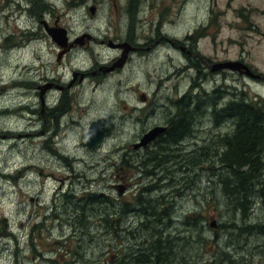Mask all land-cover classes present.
<instances>
[{
  "label": "rangeland",
  "instance_id": "374dc122",
  "mask_svg": "<svg viewBox=\"0 0 264 264\" xmlns=\"http://www.w3.org/2000/svg\"><path fill=\"white\" fill-rule=\"evenodd\" d=\"M247 5L261 1L0 0V264H136L142 256L131 262L128 256L145 246V253L159 247L166 264H264V175L244 214L232 216L221 190L213 191L224 170L213 163L212 150L233 122L224 115L215 125L208 97L198 98L210 85L200 84L189 65L198 50L219 60L241 53L264 75V38L247 29L241 16ZM41 13L47 24L57 18L68 29L75 42L70 50L51 40L37 22ZM251 17L263 27V16ZM208 22L196 47L186 41L187 56L185 36H196L194 28ZM128 41L136 49L127 47L123 64L107 70L123 50L108 43ZM215 83L219 102L237 92L264 107V78L225 69ZM184 92L191 98L186 140L135 149ZM100 116L108 118V129L97 147L87 148L79 137ZM137 196L147 211V201L162 196L159 207L170 223L149 217L142 225L145 217L129 213ZM109 199L123 206H115L117 236V226L107 224L113 217L105 218L114 209Z\"/></svg>",
  "mask_w": 264,
  "mask_h": 264
},
{
  "label": "trees",
  "instance_id": "16d2710c",
  "mask_svg": "<svg viewBox=\"0 0 264 264\" xmlns=\"http://www.w3.org/2000/svg\"><path fill=\"white\" fill-rule=\"evenodd\" d=\"M190 99L191 98L188 99L187 106L190 104ZM234 102V106L231 104L224 105L213 114L214 121L218 126H220L219 123L221 124L225 121L223 116L226 115V119L233 122V129L230 132H225L216 136L217 138L215 141L218 143L214 145L212 154L213 156L214 154H217L218 156L216 160H213V163L216 161V163L220 165V168L224 170V173L219 176L220 182L218 181L217 189L213 188V191L220 192L221 190V194L225 198L224 200L228 202V209L230 208L231 215L235 217L238 212H241V215H243L244 208L249 206V203L253 201V197L256 194V185H258L259 180H261L264 175V162L261 157L264 153V107L259 103L252 104L250 101H246L249 104L244 103V98H240V100L236 99ZM196 110L199 111V106ZM178 113L179 117L177 116V127H172L171 125V128L166 135L167 147L170 144L185 141L186 136L189 134L191 119L190 117H187L188 110L186 109V112L185 110H179ZM221 115L222 120L219 119L221 118ZM180 121L182 122L180 123ZM219 148L220 150L218 151ZM211 149L209 147V150ZM200 150L203 152L204 148L201 147ZM124 162L127 163L128 166L131 165L129 159H124ZM119 168L120 166H117L118 170ZM119 173H121V171ZM144 189H146L145 192L147 193L148 187ZM91 195L94 197L100 196L88 193L85 196ZM162 199V196H159L155 199L147 201L150 206V211H147L143 208H146V206L142 204L141 197L137 196L134 198V202H132L134 206H131L129 213L139 212L143 217H145L141 220L142 225L149 219V217L153 219L155 224H157L156 221L163 219L166 220L167 218V222L164 224L165 226L170 223L171 218H168L169 214L164 211V206L159 207ZM109 200L110 202L108 205L114 204L112 199ZM152 202L155 203L153 204ZM117 205H121V207H123L121 203H118ZM117 205L114 204V209L109 210L108 215H105V218H108V216L113 217V220H108L107 224L117 226V228L113 231L114 236L118 235V226L120 225V216L118 215L119 213L115 207ZM200 216L201 214L198 212L197 218L192 219L195 222H198ZM105 218L104 220H106ZM188 222L189 221H186V223ZM211 227L215 228V225ZM145 228L146 227L142 228L143 231ZM128 232H130V230H128ZM215 233H213V235ZM153 234H156L159 237L161 236L159 233L157 234L156 231H154ZM159 241L160 238L155 240L151 245H154ZM145 242H147L146 235L144 236V243ZM142 249H140L138 253H133L131 256L129 255L127 260L130 258L129 262H131L133 257L137 258L136 256H142L141 258H137V261L135 262L136 264H166L162 260H159L160 255H163L159 247H156L154 251L151 250L148 253L144 252L146 246ZM166 249V254H168V256H172L170 255L171 251L169 253L168 248ZM55 253L57 254V252ZM118 256L119 254H116L115 258H118ZM121 257L124 258L123 255ZM48 259L50 258H47V261L49 262L53 261L52 259ZM55 261L57 260L55 259Z\"/></svg>",
  "mask_w": 264,
  "mask_h": 264
},
{
  "label": "flooded vegetation",
  "instance_id": "af4514ba",
  "mask_svg": "<svg viewBox=\"0 0 264 264\" xmlns=\"http://www.w3.org/2000/svg\"><path fill=\"white\" fill-rule=\"evenodd\" d=\"M261 1V6H252V5H247V6H244L243 8V11L241 13V16L243 17L244 19V22L247 24V29H254V30H257L258 31V34L264 38V25L263 27L261 26V28L258 26L257 22L254 21V19L251 17V15H260V16H263L264 17V0H260ZM17 3V1H16ZM7 5L10 4V2L6 3ZM5 4V6H7ZM22 6H20V8H17L20 12H25L27 11V9H23L21 8ZM94 8L95 6H89L88 7V10L90 12H93L94 13ZM44 9V6L43 4L38 6V10L39 12L41 10ZM92 10V11H91ZM138 9L136 10V13H137ZM28 12V15H33L34 13L36 12H32V11H27ZM39 12L37 14H39ZM39 17H41L37 22H40L43 26V29L45 31V28H48L49 31H52V29H55V28H58V27H62L60 26L57 21L58 19L55 18L51 23H46V20L44 19V15L43 13H41L39 15ZM49 21V20H47ZM211 25L210 22H208L207 24L203 25V24H199L197 25L194 29L195 31H197L198 29H200L199 33L196 34V36H193L192 34L189 36V35H186L185 36V39H184V43H181V51H185L186 52V55L190 53V51L187 47V40H190L191 43L193 42V46L196 47L198 41L201 39V38H204V36H206L207 34V29L209 28V26ZM65 28V27H64ZM65 33L66 35L68 36V29L65 28ZM249 36V34H248ZM4 37H7V36H4ZM244 38H246V34L243 36ZM8 38V37H7ZM7 38H5V41L7 40ZM84 39H88L87 38H84ZM78 40V39H76ZM74 40V41H76ZM91 40H95L94 39V36L90 37L88 40H87V43ZM168 40V39H166ZM98 42L102 43L103 41L101 39L98 40ZM240 44H241V40H239ZM128 45H124V44H117V43H112V42H109L108 43V46H110L111 48H131L132 50H135L136 47L134 45L131 44V42H127ZM75 44V42L73 41H69V38H68V41L66 42L65 44V48H64V51L66 50H70L73 45ZM63 49V48H61ZM241 52V51H240ZM188 56V55H187ZM194 56H195V59H196V62H194L193 60L190 59V63L192 64H189L190 66L194 67L197 71V74L196 76L198 77V79H201L200 84H207V85H210L207 89L205 88V86L203 87V89H201L199 91V96L198 98L202 99L204 98L205 96H207L208 98V104L210 105L211 107V113H215L220 107L224 106V105H228V104H231L234 106V101H236V97H241V94L240 93H233V97L230 98V100L228 101H225L224 103H222L221 101H224L221 99V101L219 102V99L222 97V90L221 89H218L217 87H215L216 83H215V78H216V75H218L219 73L221 72H224L225 69L227 70H230L232 72H236L238 74H243L244 76H247L251 79H262L264 78V75H260L258 74V72H255L254 70H252V68L250 67L249 64H246L244 61H243V55L241 53H238L237 57L235 59H224V60H219V59H213V58H205L203 56V54H200L199 53V50L198 51H195L194 53ZM238 61L242 64H244L247 69L242 66V65H239V68L238 69H229V68H225V67H218V64L219 63H222V62H225V61ZM188 64V63H187ZM185 64V66L187 65ZM235 95V96H234ZM187 97L190 98V95L187 94L186 92H184L180 97H178V100L176 101V103H174V106H175V109L172 111L171 109L169 110L168 114L165 116V118L162 117V121H157L155 123H153V127L155 126H162L163 127V130H161L160 132H158L147 144L143 145V146H140V147H137L135 149H140L144 146H147L149 143H160L161 141H166V135L168 134L169 130H170V126L172 125V127H177V116L179 117V110L180 111H184L186 112V109H187V103L186 101H184V99H186ZM247 100L245 99V102L244 103H248L246 102ZM249 104V103H248ZM220 105V106H219ZM177 106L180 108L177 109ZM196 108L198 109V106H196ZM198 111V110H197ZM212 120L213 122L215 123L214 121V117L212 115ZM182 121H180L181 123ZM215 125L217 126V124L215 123ZM109 126V124H108ZM149 130V129H148ZM146 130V131H148ZM146 131H144L143 133H145ZM105 135V133H104ZM103 135V136H104ZM189 135V134H188ZM142 136V134H141ZM140 136V137H141ZM139 137V138H140ZM138 138V140H139Z\"/></svg>",
  "mask_w": 264,
  "mask_h": 264
},
{
  "label": "water",
  "instance_id": "95a60500",
  "mask_svg": "<svg viewBox=\"0 0 264 264\" xmlns=\"http://www.w3.org/2000/svg\"><path fill=\"white\" fill-rule=\"evenodd\" d=\"M45 31L51 37V39L59 45V47L61 48L65 47V44L67 42V37L64 28L58 27L52 29V31H49L48 28H45ZM126 51L127 49L124 47L119 59L111 66H109L107 70H111L115 65L121 66L125 60ZM239 65H242L247 69V67L244 64L238 61H230V60L219 63L218 67L220 68L225 67L233 70V69H238ZM107 129H108V118L106 116L97 117L96 119H93L88 123L87 131L81 134V136L79 137V141L82 145L86 146L87 148H91V149L95 148L103 138V135L107 131ZM161 130H163L162 126H155L149 129L139 138L138 142L133 144V147L137 148L147 144ZM210 225L213 226L214 225L213 222H211Z\"/></svg>",
  "mask_w": 264,
  "mask_h": 264
}]
</instances>
